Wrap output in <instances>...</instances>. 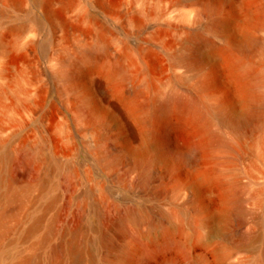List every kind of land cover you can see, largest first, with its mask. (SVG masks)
Here are the masks:
<instances>
[{"label": "rangeland", "instance_id": "obj_1", "mask_svg": "<svg viewBox=\"0 0 264 264\" xmlns=\"http://www.w3.org/2000/svg\"><path fill=\"white\" fill-rule=\"evenodd\" d=\"M192 2L218 3L222 14L245 8L254 19L264 4V0H1L3 102L9 117L19 111L26 119L16 145L29 139L30 145L38 146L44 140L45 153L57 152L70 163L78 190H93L92 200L102 212L133 205L155 217L154 226L132 220L125 224L128 235L119 243L136 258L135 264H167L169 258L177 264L197 259L203 264H257L264 254V125L252 135L241 136L213 113L196 118L172 107L161 141L171 157L169 168L164 162L152 161L160 127L145 141L144 127L119 97L143 86L149 78L152 87L141 100L171 91L183 99H199L198 82L213 71L217 77L213 90L228 95L233 113L243 115L247 103L235 96L219 55L205 49L203 61L194 67L181 58L192 43L194 28L217 44L228 39L239 43L244 34L235 24L220 33L205 27V18L203 24L179 20L177 8ZM99 31L109 51L98 62L107 67L119 58L127 67L126 74L110 82L100 66L80 78L79 88L62 93L56 87L61 83L58 80L50 90L46 72L59 59H72L88 42L94 43ZM250 33L264 41V27L250 28ZM236 54L243 56L240 51ZM247 60L263 67L264 50ZM96 81L102 83V90ZM260 92L264 94V85ZM89 104L98 110L94 121L80 115L76 107L85 110ZM219 131L226 147H215V153L214 148L200 151L193 165L176 162L179 154L211 142L210 132ZM138 153L153 162L158 179L142 181L141 168L132 166ZM116 156L122 161L106 162ZM201 174L209 178L200 179ZM77 203L84 207L86 218L96 223L90 201L79 198ZM240 231L253 236L246 246L238 244ZM88 236L93 241L96 235L88 231Z\"/></svg>", "mask_w": 264, "mask_h": 264}, {"label": "bare ground", "instance_id": "obj_2", "mask_svg": "<svg viewBox=\"0 0 264 264\" xmlns=\"http://www.w3.org/2000/svg\"><path fill=\"white\" fill-rule=\"evenodd\" d=\"M222 11L218 3L203 5L200 2H192L181 4L177 8L176 16L181 21L200 24L205 18V27L220 33L235 24L244 34L243 40L239 43L228 39L224 44H217L204 36L202 31L191 28L192 43L181 59L194 67L203 61L205 49L215 56L219 55L230 83L232 82L235 96L247 103L243 115L241 113V117L233 113L228 95L217 94L213 90L217 81L213 71L199 80V99H183L171 91L162 96L150 95L141 100L140 97L152 87L151 80L147 78L143 86L135 87L131 93L121 94L119 97L131 115L144 127L142 137L145 141L148 142L153 136V131L160 127L161 134L156 138L158 150L152 160L155 163L160 161L169 166L171 162L170 154L164 150L161 141L169 126L167 119L172 107H176L182 115L191 112L196 118L208 112L213 113L221 123L232 125L241 136L252 135L264 125V94L260 92V86L264 85V66H255L247 60L252 53L264 50V41L253 38L255 36L250 33V28L264 27V4L258 11L256 10V19L251 18L245 8L223 14ZM3 13L4 11L2 15ZM2 37L0 36V52L3 47ZM89 43L75 57L59 59L55 68L46 72L50 90L57 85L58 80L61 83L56 87L62 93L69 88H79L80 78L88 71L101 66L98 60L109 51L102 31L98 32L94 43ZM237 51L242 52L243 56L236 54ZM101 68L106 72L110 82L127 72L126 65L119 58H115L109 66ZM4 77V67L0 66V264H135L136 258L122 246L123 243H119L128 235L125 224L132 220L136 224L146 221L154 226L155 217L144 210L134 208L133 205L108 213L102 212L92 200L93 190L89 188L78 190L75 171L70 163L57 152L45 153L44 140L38 146L30 145L29 139L16 145L15 141L26 119L19 111L16 116L7 115V106L3 102L6 87L1 84ZM96 85L102 90L100 81H96ZM76 107L80 115L89 121L97 118L96 106L89 104L85 110L78 105ZM61 108L65 113L64 103ZM130 134L135 136L132 132ZM221 134L220 131L210 132L211 142L201 143L179 154L176 162L179 165L184 163L193 165L200 151L207 153L214 148L215 153V147L219 149L226 147V140H223ZM222 153L223 151L220 154ZM121 161L122 157L116 156L108 158L106 162L116 164ZM153 162L147 161L141 153H138L132 162L133 167L141 168L142 181L147 182L154 177L158 179L152 168ZM199 178L207 180L209 177L201 174ZM79 198L90 201V212L97 216L96 223H91L86 218L84 207L77 203ZM262 222L264 225V218ZM135 230L136 236L139 235L137 229ZM88 231L95 233L93 241L90 240ZM245 233L241 235L240 231L238 237L236 236L240 246H246L248 240L253 238L251 233ZM167 264L177 263L169 258ZM190 264L203 262L197 259ZM257 264H264V254L257 258Z\"/></svg>", "mask_w": 264, "mask_h": 264}]
</instances>
